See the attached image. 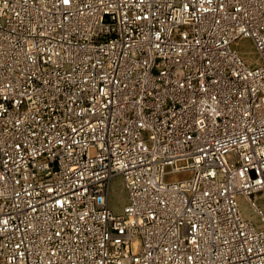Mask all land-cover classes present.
Returning <instances> with one entry per match:
<instances>
[{
    "label": "built area",
    "instance_id": "built-area-1",
    "mask_svg": "<svg viewBox=\"0 0 264 264\" xmlns=\"http://www.w3.org/2000/svg\"><path fill=\"white\" fill-rule=\"evenodd\" d=\"M257 196L264 0H0V264H264Z\"/></svg>",
    "mask_w": 264,
    "mask_h": 264
},
{
    "label": "rangeland",
    "instance_id": "rangeland-1",
    "mask_svg": "<svg viewBox=\"0 0 264 264\" xmlns=\"http://www.w3.org/2000/svg\"><path fill=\"white\" fill-rule=\"evenodd\" d=\"M234 48L238 50V52L244 58L246 63L253 65L258 62V54L252 47L251 41L240 40L234 45ZM254 198L255 197H253V199ZM257 202L260 208L264 210V197L257 196ZM125 203H126V191H125L123 179L120 176L114 177L111 180V185H110L109 205L114 212H120L122 210V207L125 205ZM240 208L243 215L246 218L251 219L255 223L257 222L255 213L248 206V201L246 199L240 200Z\"/></svg>",
    "mask_w": 264,
    "mask_h": 264
},
{
    "label": "bare ground",
    "instance_id": "bare-ground-1",
    "mask_svg": "<svg viewBox=\"0 0 264 264\" xmlns=\"http://www.w3.org/2000/svg\"><path fill=\"white\" fill-rule=\"evenodd\" d=\"M251 45H252V47L254 48V46H253V44L251 43ZM254 50H255V48H254ZM256 51V50H255ZM257 218V217H256Z\"/></svg>",
    "mask_w": 264,
    "mask_h": 264
}]
</instances>
